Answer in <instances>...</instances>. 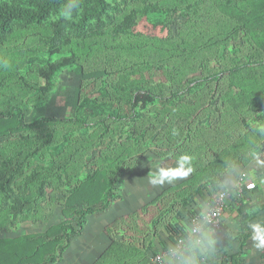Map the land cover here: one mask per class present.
<instances>
[{
  "label": "rangeland",
  "instance_id": "374dc122",
  "mask_svg": "<svg viewBox=\"0 0 264 264\" xmlns=\"http://www.w3.org/2000/svg\"><path fill=\"white\" fill-rule=\"evenodd\" d=\"M109 2L101 23L83 30L69 24L54 43L63 7L40 24H14L10 43L0 47V63L9 64L0 67V108L18 104L28 113L27 125L0 118V176L19 162L12 194L0 199V248H15L7 264L70 260L100 211L88 214L77 233L63 225L78 227L76 209L98 205L110 185L112 201L139 166L183 154L229 168L235 160L213 152L222 124L236 132L264 126V0ZM76 4L68 20L78 23L83 6ZM68 58L48 89L40 70ZM244 62L250 64L230 71ZM138 89L157 100L134 108ZM75 96L78 106H68ZM36 107L54 119L34 124ZM59 244L63 258L50 261Z\"/></svg>",
  "mask_w": 264,
  "mask_h": 264
},
{
  "label": "crops",
  "instance_id": "0c3cea01",
  "mask_svg": "<svg viewBox=\"0 0 264 264\" xmlns=\"http://www.w3.org/2000/svg\"><path fill=\"white\" fill-rule=\"evenodd\" d=\"M176 162L170 157L149 160L138 167V176L129 174L122 193L95 215L86 240L74 244L70 260L60 264H97L107 251L116 248L113 257L120 258L121 264H145L151 252H166L171 264H264V249L255 247L248 227L255 222L264 224L263 147L252 148L243 166L234 163L224 171H193L187 178L163 186L149 183L158 167H176ZM223 188L230 190L223 227L218 231L206 227L203 232L210 236L212 247L189 245L180 258L171 255L178 232L188 231L193 215L207 211L215 189ZM117 242L129 248L113 247Z\"/></svg>",
  "mask_w": 264,
  "mask_h": 264
},
{
  "label": "trees",
  "instance_id": "16d2710c",
  "mask_svg": "<svg viewBox=\"0 0 264 264\" xmlns=\"http://www.w3.org/2000/svg\"><path fill=\"white\" fill-rule=\"evenodd\" d=\"M76 2L80 3L83 6L82 17L80 18L78 23L68 19H61L56 23V29L54 30V34L51 37V41L54 43L56 42L61 36H63L66 32L67 26L77 24L80 29L86 26L87 23L90 21H96L97 23H101L104 18L108 15L110 10L111 4L109 0H75ZM69 3V0H35L32 5H21V4H11L7 1L0 2V47L8 45L10 41L8 40V33L11 31L14 24H40L51 17V15L58 11L60 8L64 7ZM72 59H65L61 63L52 64L49 66L48 70H40V74L46 79L48 89L52 86V77L55 71L64 64H69ZM250 63L244 62L233 66L230 71H238L241 68L249 65ZM220 73H212L205 77H198L194 80L190 81V84L194 85H203L209 80H213L218 76ZM179 96L178 92L172 93L169 98H177ZM157 96L151 94L147 91L142 89H138L136 94L133 96L132 99V106L135 108L137 106L146 107L148 104L155 102L157 100ZM71 102L75 107L78 106V97L69 98L67 105L70 106ZM37 109V116L35 117L33 123L38 124L44 120H51L54 119L50 116H47L44 109L40 107H36ZM28 113L26 109L18 104H14L9 106L6 109L0 108V118L10 119L16 117L22 125H27L25 123L27 119ZM120 118V116L116 117ZM30 123V124H33ZM28 124V125H30ZM222 134H218L217 137L214 139L217 142H220L219 147L214 148L213 152L217 154V156L221 157H230L235 160L236 164L241 166L244 165V158H246L249 152L255 146H263L264 145V132L261 129L263 127L258 126H250V128H243L241 131H234L232 127L228 126L227 124H222ZM205 139H209L206 138ZM211 139H209L210 141ZM45 142H40L32 151L31 154L40 150L42 146H44ZM179 158V157H178ZM176 158V159H178ZM199 161L198 163H195ZM138 161V164H140ZM18 163L14 165V167L8 169L0 176V199L3 196H10L13 192L11 188V182L16 175L18 170ZM192 166L194 171H198L197 173H202L206 169H217L224 171L227 169V166H213L212 163L206 162L205 159L197 158V160H193ZM221 171V172H222ZM44 182V181H43ZM218 191L215 189L213 193ZM112 186L110 185L108 190L106 191L102 201L98 205H90V206H83L82 208L76 209L78 214L76 219V226L73 224H65L63 225V229L66 231L68 229L71 230L72 233H77L79 230L84 226V221L86 217L90 213H94L96 211H101L106 209L111 202L112 199ZM194 216V215H193ZM187 231L178 232L176 238V244L178 243L179 239L186 234ZM63 237V234L57 235L55 239H59ZM119 247L122 250H127L129 245L125 244L124 242H117L113 244V247ZM63 248L62 244L57 246L58 252H54L50 255V261H58L63 258ZM11 250V251H10ZM11 249H1L0 248V264H7L8 260L14 254ZM117 248L114 250L107 251L98 261L97 264H121L123 261L120 258H115ZM159 253V252H157ZM10 257V258H9ZM113 257L112 259H110ZM151 256L147 258L145 264H147L150 260ZM7 262V263H6Z\"/></svg>",
  "mask_w": 264,
  "mask_h": 264
},
{
  "label": "built area",
  "instance_id": "2783aa9c",
  "mask_svg": "<svg viewBox=\"0 0 264 264\" xmlns=\"http://www.w3.org/2000/svg\"><path fill=\"white\" fill-rule=\"evenodd\" d=\"M264 150V145L262 146ZM245 174L243 173L239 179V185H242ZM230 197V190L223 188L212 194L210 208L203 212L197 213L192 217L191 228L182 236L178 243L170 249L169 253L180 258L189 245H194L193 241L199 239L205 228H211L215 231L222 229L223 219L226 207ZM201 244V243H200ZM198 244V245H200ZM147 264H171L167 259L166 252L154 254Z\"/></svg>",
  "mask_w": 264,
  "mask_h": 264
},
{
  "label": "clouds",
  "instance_id": "9594fccd",
  "mask_svg": "<svg viewBox=\"0 0 264 264\" xmlns=\"http://www.w3.org/2000/svg\"><path fill=\"white\" fill-rule=\"evenodd\" d=\"M77 7L75 0H69V3L63 7L60 11V16L64 19L72 18V10ZM0 67L8 68L9 64L7 60L0 63ZM264 132V129H261ZM172 135H179L177 129L172 130ZM193 157L189 154L180 155L177 159V166L172 168L158 167L154 173L149 177V183L153 186H163L165 183L172 184L178 179L187 178L193 171L192 166ZM252 212L258 211V209H252ZM248 227L252 232V240L255 243V247L258 249H264V224L260 222L250 223ZM200 243H206L208 247H212L213 242L207 233H203L202 236L193 241L194 245Z\"/></svg>",
  "mask_w": 264,
  "mask_h": 264
}]
</instances>
